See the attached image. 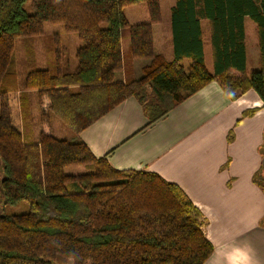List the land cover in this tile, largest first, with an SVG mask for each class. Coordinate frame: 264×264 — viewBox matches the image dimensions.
Listing matches in <instances>:
<instances>
[{"label": "trees", "instance_id": "trees-1", "mask_svg": "<svg viewBox=\"0 0 264 264\" xmlns=\"http://www.w3.org/2000/svg\"><path fill=\"white\" fill-rule=\"evenodd\" d=\"M27 1L0 0L1 186L6 205H28L0 216V264H205L215 247L204 232L206 217L185 190L154 172L114 168L80 133L129 98L138 100L150 126L213 81L232 100L252 89L264 101V0H176L173 59L154 45L161 0H31L32 12ZM140 3L150 21L131 24L126 9ZM246 18L255 24L260 50L259 67L250 72ZM47 25H61L82 42L77 64L64 69L58 56L55 72L31 68L20 90L17 41L24 40L34 63ZM125 30L130 60L122 49ZM134 60L148 63L127 73ZM10 92L19 93L22 127L12 117ZM55 118L72 138L54 134ZM78 166L85 170L67 171ZM254 181L264 191L262 172Z\"/></svg>", "mask_w": 264, "mask_h": 264}, {"label": "crops", "instance_id": "crops-1", "mask_svg": "<svg viewBox=\"0 0 264 264\" xmlns=\"http://www.w3.org/2000/svg\"><path fill=\"white\" fill-rule=\"evenodd\" d=\"M175 2L172 0L171 8ZM142 10L140 20L129 18L131 24L150 21L147 7ZM161 10L163 20L153 26L154 45L157 52L173 59L171 18H164L162 4ZM250 24L253 27L246 18L248 67L255 69L259 63L250 62L251 51L254 54L256 49L259 58L260 50L257 31L251 34ZM203 25L206 28L207 22ZM249 34L255 46L249 44ZM207 43L206 63L211 70ZM122 49L130 60L129 30L122 34ZM147 63L134 60L127 73L134 70L138 74ZM246 111L254 113L244 117ZM33 114L38 118L35 105ZM19 115L22 127L20 99ZM147 124L141 104L129 98L80 137L96 157L106 155L114 168L154 172L185 190L206 217L204 232L215 247L205 264H264V192L254 181L258 172L264 176V101L258 93L251 89L232 100L220 83L213 81L165 118ZM62 132L66 136L60 138L73 137L70 129Z\"/></svg>", "mask_w": 264, "mask_h": 264}, {"label": "rangeland", "instance_id": "rangeland-1", "mask_svg": "<svg viewBox=\"0 0 264 264\" xmlns=\"http://www.w3.org/2000/svg\"><path fill=\"white\" fill-rule=\"evenodd\" d=\"M162 9L164 13V18L169 19L171 18V6L172 0H162ZM143 7V8H142ZM26 8L29 12H32L31 8V0L27 1ZM146 9V6L144 3H140L137 5H133L128 8V15L131 20H140L141 16L144 13V10ZM162 19V18H161ZM163 20V19H162ZM140 22V21H138ZM251 26V24H250ZM253 27L255 28V24H253ZM251 26V34L254 33V29ZM57 33L60 34V40H57L56 38L59 37V35H56ZM205 41L209 42L208 40V29L205 28ZM257 33V32H256ZM251 34L248 36L251 40ZM258 39V38H256ZM249 41V44L252 46H255V40ZM38 53L36 61L32 64H29L27 61V57L25 55V49H24V40H18L16 44V51H15V65H13V68L17 72L18 80H19V89L24 90L23 82L25 79V74L27 70H30L31 68H49L52 71L55 72V60L58 56H60L63 60L65 69L68 66V70H72L75 65L77 64V59L75 56V52L79 46L82 45V42L77 38L76 35L65 33L63 27L61 25H47L45 29V34L41 37L40 40H38ZM209 44V43H207ZM251 46V47H252ZM56 48L61 51V54L56 53ZM156 49V48H155ZM257 50L255 49V52ZM250 55V62L255 65L256 63H259V58H257L256 53ZM160 53V52H159ZM211 54V53H210ZM211 70L212 65L210 66ZM252 67H248L249 72L251 71ZM31 101H34L36 104V112H37V94L35 92L31 93L30 95ZM19 93L18 92H10L9 94V103L11 108L12 117L14 120L21 126V123H19ZM33 125L36 126L38 124V118L36 117L33 120ZM38 127V125H37ZM64 129H69L65 124L59 120L58 118H55L53 120V131L54 134L58 137L66 136L65 133L62 132ZM71 131V130H70ZM83 166L73 167L69 168L67 171L69 172H82L84 171ZM5 177L4 168L2 160L0 159V216L4 214H15V213H22L25 210L28 209V205L26 202L22 201L18 205L10 206L6 205L4 203V196L2 192V186L1 181ZM263 191V190H262ZM264 192V191H263Z\"/></svg>", "mask_w": 264, "mask_h": 264}]
</instances>
